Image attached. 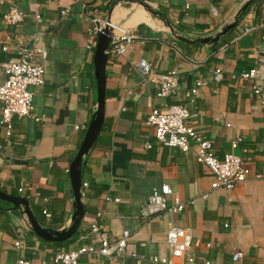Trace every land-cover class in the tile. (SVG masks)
I'll return each instance as SVG.
<instances>
[{
	"label": "crops",
	"instance_id": "1",
	"mask_svg": "<svg viewBox=\"0 0 264 264\" xmlns=\"http://www.w3.org/2000/svg\"><path fill=\"white\" fill-rule=\"evenodd\" d=\"M139 1L86 0L62 15L54 0H0V62L17 60L27 46L45 79L32 87V115L14 116L9 138L0 127V190L26 198L40 224L53 230L72 222L69 166L97 106L92 18L121 24L132 36L123 54L108 55L104 121L83 159L82 182L88 185L81 190L84 213L77 232L64 242L44 240L21 210L0 200V264L20 258L54 264L57 253L99 246L92 223L109 240L124 230L130 235L122 253L82 254L79 264H159L153 259L168 257L170 224L192 228L198 263L264 264V0H254L218 41L203 44L179 38L215 36L248 0ZM13 8L22 18L8 24L3 16ZM141 58L155 75H173L180 90L158 97L137 71ZM216 68L223 72L220 82L212 79ZM253 69L255 78H240ZM4 79L0 68V83ZM198 79L203 84L187 124L213 142L218 158L234 152L246 160L249 177L234 189L216 185L192 152L156 142L145 123L153 108L183 102V91ZM162 184L185 209L143 219L142 208Z\"/></svg>",
	"mask_w": 264,
	"mask_h": 264
},
{
	"label": "built area",
	"instance_id": "2",
	"mask_svg": "<svg viewBox=\"0 0 264 264\" xmlns=\"http://www.w3.org/2000/svg\"><path fill=\"white\" fill-rule=\"evenodd\" d=\"M54 1L59 3L61 14L66 15L71 11L74 4H84L86 0ZM21 18L22 14L14 8L3 16L8 24H15ZM92 20L95 23L92 32L96 36L105 26L112 28L110 51L123 54L127 44L132 40L131 34L121 24H114L110 20L96 17ZM5 49L6 47H3V50ZM0 68L5 74L4 81L0 83V127L4 128L5 136L9 138L13 129V117L32 115L34 95L32 87H39L44 84V71L40 65L33 61L31 51L27 46L20 47L17 60L9 59L0 62ZM136 68L144 81L154 85L158 97L175 95L180 90V86L173 75H155L147 59L141 58L136 63ZM255 77L256 70L254 69L240 74L242 79ZM212 79L214 82H220L223 79L221 68H216L213 71ZM202 84L203 81L198 79L190 88L184 90L183 102L181 103L168 104L161 109L153 108L145 123L152 128V136L156 142L170 148H177L184 153L192 152L196 161L207 168L216 185L226 189H234L249 177L250 169L246 160L234 152H227L223 158H218L215 155L213 142L194 126L187 124V119L191 116V107L196 101ZM256 91L259 92V89L256 88ZM239 140L232 142V148H237ZM146 146L151 147V143L146 142ZM87 185V182H82V187H87ZM19 191L22 189L20 188ZM170 197H172V190L168 184L154 188L141 210V217L150 219L162 212L174 214L185 209L186 204L178 197L173 196L172 202L169 203ZM90 233L95 237V242L99 243V246L91 243L74 250L57 253L53 258L54 264H79V257L82 254L103 256H110L114 253L120 254L124 251L130 235L128 230H124L120 238L109 240L96 223L90 225ZM192 238V228L170 224L165 238L169 250L168 257L154 258V262L159 264H215L210 260L197 262L196 255L191 252ZM15 245L21 246V241L17 240ZM239 256V252L234 253L232 260L236 261ZM14 264H31V262L25 258H20Z\"/></svg>",
	"mask_w": 264,
	"mask_h": 264
},
{
	"label": "water",
	"instance_id": "3",
	"mask_svg": "<svg viewBox=\"0 0 264 264\" xmlns=\"http://www.w3.org/2000/svg\"><path fill=\"white\" fill-rule=\"evenodd\" d=\"M253 1L254 0H248L247 2H245V4L239 10L237 17L234 19V21L231 24L225 26L215 36L197 38L195 40H188L184 37H180L179 39L189 44H198V43L203 44V43L218 41L222 35H224L229 30H231L236 26L241 15L248 9V7ZM111 39H112V28H110L109 26H105L97 34L96 44L94 47L93 64H94V76L96 81L97 106L92 114L91 120L87 126L83 140L77 150V153L69 166L70 183H71L73 199H74V212L71 218L72 222L70 226L62 230H53L51 228L42 226L40 222L37 220V218L34 216L29 206V202L26 198L9 195L0 190V200L6 201L12 204L13 208H17L21 210L23 214L26 215L32 231L38 237L47 241L64 242L70 239L77 232L81 219L83 217L84 208L81 202L83 159L88 154L89 150L92 148L94 143L96 142L104 121L106 63L110 52L109 44Z\"/></svg>",
	"mask_w": 264,
	"mask_h": 264
},
{
	"label": "trees",
	"instance_id": "4",
	"mask_svg": "<svg viewBox=\"0 0 264 264\" xmlns=\"http://www.w3.org/2000/svg\"><path fill=\"white\" fill-rule=\"evenodd\" d=\"M83 168V167H82ZM83 170V169H82Z\"/></svg>",
	"mask_w": 264,
	"mask_h": 264
}]
</instances>
